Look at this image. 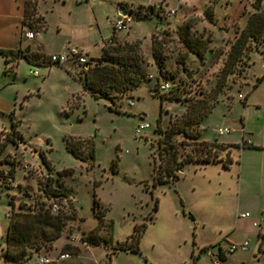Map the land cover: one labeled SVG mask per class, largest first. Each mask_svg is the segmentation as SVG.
I'll use <instances>...</instances> for the list:
<instances>
[{"label": "rangeland", "instance_id": "374dc122", "mask_svg": "<svg viewBox=\"0 0 264 264\" xmlns=\"http://www.w3.org/2000/svg\"><path fill=\"white\" fill-rule=\"evenodd\" d=\"M34 1L47 21L43 42L55 47L63 39L72 40L90 64L74 63L71 71L66 64L35 65L21 59L6 71L0 55V264H5L12 210L34 213L45 209L63 217L62 231L57 239L44 244L36 236L31 238L33 247L27 249L34 253L23 264H38L41 256L55 258L66 252V245L78 250L71 248L70 256L51 264H104L109 246L72 239L96 226L94 199L104 220L112 222L114 243L131 234L135 223L147 224L140 251H119L111 264H212L204 248L218 251V240L229 232L230 238L222 241L229 264H264V182L259 183L256 173L248 176L244 170L241 175L239 148L233 147L232 156L239 161L230 167L221 162L202 166L188 163L183 170L177 169L179 176L174 181L154 182L161 160L158 124L163 130L185 128L187 136L183 132L172 135L179 157L197 153L200 147L189 135H196L200 126V138L213 139L218 128L229 127L236 131L225 134L226 139L251 134L254 142H264V38L250 40V49L228 75L223 89L215 92L232 42L251 12L264 11V0L259 9L254 7L255 0ZM122 2L127 3V10H136L139 5L163 6L160 14L135 15L128 29L116 32V42L138 43L133 54L139 56L147 74L131 92L133 105L128 104L126 93L116 91L110 98L95 99L78 78L97 62L105 63L98 57L113 33L112 20ZM22 3L16 0L13 6L17 10ZM7 14L0 5V44L4 43V33L20 24ZM34 17V27L41 28L44 20ZM25 32L26 28L23 42ZM153 40L163 58L162 68L153 54ZM31 43L37 48L35 41ZM192 49H198L202 56ZM36 69L38 76L32 74ZM158 76L172 83L177 94L156 93ZM188 106L189 114L183 116ZM209 109L211 112L200 120ZM142 119L151 127L136 134ZM13 120L22 133L18 143L8 137ZM192 120H200V124ZM68 142L85 159L75 156L67 148ZM219 150L220 155H226L227 149ZM65 168L72 172L62 174ZM62 192L66 195H60ZM55 206L57 211L53 212ZM241 212L249 216L237 217ZM28 225L23 222L22 229ZM100 234L109 235L104 229ZM244 240L249 241L248 249L228 251L229 243ZM36 245L39 248L35 250Z\"/></svg>", "mask_w": 264, "mask_h": 264}, {"label": "trees", "instance_id": "16d2710c", "mask_svg": "<svg viewBox=\"0 0 264 264\" xmlns=\"http://www.w3.org/2000/svg\"><path fill=\"white\" fill-rule=\"evenodd\" d=\"M35 2L36 1L34 0H27L26 17L31 15L29 11L31 7L35 6ZM261 3L262 0H255L254 7L259 9L261 7ZM121 6L127 11L125 3H122ZM128 11L134 13L137 17H149L152 13H156L154 12L152 5H139L136 10L129 9ZM35 22H37V19H32L30 17L29 25L31 27ZM262 38H264V11L258 10L250 14L246 25L232 42L228 56L217 80L215 87L216 93L223 89L228 75L234 71L235 66L242 59L245 51L250 49V40H261ZM114 42V44L105 43L103 47L102 55L99 57V61H104L105 63L99 64L97 62L93 67H89L83 76L78 75L83 88L89 91L95 99L110 98L112 91L124 94L130 89V84L136 88L147 77V74L142 68L139 56L133 54L137 50L138 43H119L116 42L115 37ZM152 43L154 57L156 58L160 68H162L163 58L154 40ZM192 50L196 55L202 56V53L198 49ZM0 53L5 56L6 62L9 63V66L6 67V71L8 69H12L20 58H24L27 62L35 65H52L47 61V55L40 51H32L29 48H0ZM88 71L93 73L92 77ZM262 79L263 76L257 78V81L254 83V87L257 86ZM173 94H177L174 91V87L168 93L163 94V96ZM248 95L249 93L246 94L245 99H247ZM190 107L191 106H188L183 116L189 114ZM210 112V109L207 110L199 119L201 120L203 116L208 115ZM200 120L196 122H193L192 120V123L198 125L200 124ZM16 125L17 121L13 120V127L9 131L10 133L8 135L9 141L13 143H18L22 137V133L15 128ZM157 128L161 134L158 139V153L161 160L154 176L155 183H167L172 180L174 181L179 176L177 169H182L190 162L207 163L221 161L224 167H230L231 163L234 161L230 148L233 145L232 143L199 141L198 137L200 135V131H198L196 135H189L192 136L194 142L200 147L196 150L197 153H186L184 156L179 157L176 144L177 140H173L172 135L176 132H183L187 136L188 133L185 128H181L178 131L172 129L163 130L159 127V124L157 125ZM78 141L83 144H89L88 140L79 139ZM213 146H216L214 150ZM67 148L75 156L85 159V157H82L79 154V151H77V149L72 146L70 142H68ZM2 149L3 146L0 147V152ZM219 149H227L226 155H220ZM90 152L91 155L94 156L92 148H90ZM41 156L43 157L44 162L49 165V161L46 159L43 152H41ZM60 172H62V174H70L72 169L65 168ZM60 195H66V193L62 192ZM10 203L12 204L13 209L14 203ZM93 212L98 218V222L89 233L83 232L81 234V241L93 246L100 244L109 246L110 251L107 253L108 260L104 264H111L112 256L119 251H140L141 238L145 232L147 226L146 223H135L131 234H129L124 240L114 243L111 235L112 222L104 220L103 210L99 206L96 199H94ZM190 217L194 219L192 214H190ZM23 222L25 224H29L24 229H22ZM63 225V217L61 215L51 213L48 209H45L44 211L39 210L34 213H24L21 211L15 212L12 210L6 234L5 253L3 256L4 263L23 264L24 260L32 256L34 253L33 249H27L28 247H33V243L29 242L31 238L36 236L40 239V244H44L48 240L57 239L60 236ZM103 229L109 233L108 237L100 234V231ZM38 248V245L34 247L35 250ZM71 248H75L76 251L78 250L77 246L66 245L64 247L66 252L64 253H68ZM207 249V247L204 248V251ZM220 257L223 261L226 258L223 250H220Z\"/></svg>", "mask_w": 264, "mask_h": 264}, {"label": "crops", "instance_id": "0c3cea01", "mask_svg": "<svg viewBox=\"0 0 264 264\" xmlns=\"http://www.w3.org/2000/svg\"><path fill=\"white\" fill-rule=\"evenodd\" d=\"M15 2H16V0H0V5L4 6L6 11H8L7 16L10 17V18L18 19L19 22H20V24L15 23V25H13L14 27L12 26L9 30H7L4 33V43L0 44V48H2V49H16V48L20 47V48H23V49L24 48H29L32 51H38V45L40 44V46H41L40 52H42L43 54H45L47 56L49 54H51V53H59V52L66 51V50H68L69 48H72V47L79 49V47L77 45H74L73 41L69 40V39H63L55 47L52 44H49L47 46L45 44V42H43V40L45 39V37H46V35L48 33V26H47V23H46L47 21H46L44 15H42V13H40V11L38 10L37 3L35 2V6L31 7V9L29 11V13L31 15L26 17V3H27V0H23L22 6L19 5L17 7V10L13 6L15 4ZM125 4H127V3H125ZM35 7H36V9H35ZM119 7H120V4H119ZM119 10H117V14H116L117 16H115L114 19H116L118 17ZM13 11H15L14 14L12 13ZM37 15L42 17V19L44 20V25L41 28H37L36 26L34 27V25H33L32 29L35 32L34 38L28 40V39L25 38V35H24L25 41L23 42V40H22V31H23V29L26 28V31L28 29H30L29 28V24H30L29 23V19H30V17L32 19L33 18L37 19V18L34 17V16H37ZM113 21L114 20H112V22ZM20 31H21V34H20ZM118 38L119 37L117 35H115V40H117ZM32 41L36 42L37 48H34L32 46V43H31ZM85 47H86L87 50H90V46H85ZM0 55H2V57L5 60V56L2 53H0ZM21 59H24V58H20L18 60V62ZM5 63L7 65L6 67H8L9 63H7L6 60H5ZM74 63H76V62L69 61V62H67L65 64H66L67 68H69V69H71V71H73L72 70V66H73ZM76 64H78V63H76ZM55 65H57V64H55ZM88 65H89V62L87 64H85V66H88ZM243 125H244V123H243ZM243 125L240 127L241 132H242V130H243V132L245 131V128H244ZM200 128H201L200 129V135H202L203 134L202 127L200 126ZM218 129H220V128H218ZM235 131L236 130L233 129L232 132H235ZM200 135L198 137L199 141H207V142L218 141V142H223V143H232L233 145L230 147L231 148V155L233 153V147L239 148L240 151H241V156H240V172H241V175L244 172V170L246 171L248 176H252L253 173H256V175L258 176L259 183L263 184V182H264V142L263 143L254 142L253 140H251L252 139L251 138V134H250V136L249 135L245 136V134H243L242 136L239 135V137L235 136L232 139L224 138L223 137L224 135H220L218 133V131L215 133L213 139L200 138L201 137ZM233 159H234V157H233ZM234 161H239V160H235L234 159ZM214 162H221V161H214ZM190 163H194V164H198V165L202 166V165L208 164L210 162H207V163L190 162ZM253 170H254V172H253ZM237 217H238V214H237ZM230 235H231V232L227 233L225 238H222V239L218 240V245H220L222 247L223 239L230 238ZM224 254H225L226 258L223 261V264H229L228 263V255H226V253H224ZM199 256L200 255H198V257Z\"/></svg>", "mask_w": 264, "mask_h": 264}, {"label": "built area", "instance_id": "2783aa9c", "mask_svg": "<svg viewBox=\"0 0 264 264\" xmlns=\"http://www.w3.org/2000/svg\"><path fill=\"white\" fill-rule=\"evenodd\" d=\"M154 12L160 14L163 11V6L162 4H155L152 5ZM167 12H175V10H168ZM135 15L134 13H131L127 11V14H120L118 17L112 22L113 25V33L111 36H109L106 39L107 44H114V37L116 35V32L126 30L129 28L132 20L134 19ZM29 28L26 33H25V38L30 40L34 38L35 32L32 29V27L29 25ZM40 44L38 45V51H40ZM47 61L50 64H57V65H64L65 63L72 61L76 62L78 64H87L89 62V58L86 54H84L80 49L78 48H69L66 51L59 52V53H51L47 56ZM32 74L35 76L39 75L38 70H33ZM153 75H148V78H152ZM173 88V84L166 81L164 78L161 76L156 77V83H155V92L158 94H166L168 93L171 89ZM134 89L133 85L130 84V89L126 92V100L128 104L133 105L134 104V98L131 94L132 90ZM151 127V123L148 120L142 119L136 126L135 132L136 134H141L143 130ZM233 129L229 127H223L218 130V133L220 135H225L230 132H232ZM243 131V130H242ZM1 182V179H0ZM53 212L57 211V206L53 207ZM249 216L248 212H241L238 213V217H247ZM72 239L74 241H81V236L77 237L75 235L72 236ZM229 249L228 251L233 252L236 249H241V250H246L249 247V241L245 240L241 243H230L229 244ZM220 250L224 249L219 245L218 251H215L213 247L208 248L205 253L210 257L212 264H223V260L220 257ZM225 253V252H224ZM70 256L69 253H59L55 258H48V257H39L38 259V264H51L54 261H59L63 260L66 257Z\"/></svg>", "mask_w": 264, "mask_h": 264}, {"label": "water", "instance_id": "95a60500", "mask_svg": "<svg viewBox=\"0 0 264 264\" xmlns=\"http://www.w3.org/2000/svg\"><path fill=\"white\" fill-rule=\"evenodd\" d=\"M119 13L120 14H127V11L123 7H121L119 10ZM188 77H190V75Z\"/></svg>", "mask_w": 264, "mask_h": 264}]
</instances>
